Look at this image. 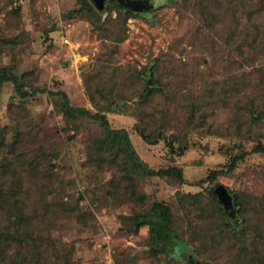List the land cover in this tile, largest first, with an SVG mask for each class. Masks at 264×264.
I'll use <instances>...</instances> for the list:
<instances>
[{"label": "rangeland", "instance_id": "obj_1", "mask_svg": "<svg viewBox=\"0 0 264 264\" xmlns=\"http://www.w3.org/2000/svg\"><path fill=\"white\" fill-rule=\"evenodd\" d=\"M214 1L202 7L196 0H123L135 15L123 20L119 12L107 8L100 20V30L126 29V37L113 50V34L109 38L91 31L82 18L63 19L62 13L78 7L77 0H0L4 50L0 66H14L30 91L29 97L20 99L11 82L0 87V143L19 138L17 149L10 152L0 146V163L9 167L0 180L1 188L16 211L24 210L21 218L33 219L30 228L42 230L41 236L54 248L40 254L26 238L22 245L11 244L8 263L28 264L22 255L31 254L38 257L36 264L65 260L115 264L116 251L134 253L147 244L145 228L128 235L126 231L133 227V212L156 199L172 209L175 230L199 260L257 264V256L264 264V155L252 152L260 137L258 128L252 126V115L260 111L264 118V80H260L264 77V0ZM161 53L163 73L157 74L162 77L163 95L139 111L135 97L145 80L135 73ZM195 65L209 74L208 84L203 77L184 72ZM58 90L67 94L73 107L103 113L112 128L125 129L148 167L180 166L186 184L167 179L139 181L137 189L144 196L140 204L131 203L117 190L107 193L113 172L84 166L86 147L99 137L101 128L89 120H79L71 128L70 112L59 110L60 96L49 94ZM192 97L205 100L203 116L189 108ZM140 112L144 116L138 121ZM262 124L263 131L264 119ZM139 127L166 136L175 134L182 142L188 140L190 149L176 158L162 141L145 143ZM37 150L43 152L34 162L33 170H39V175L26 172L25 163L18 161L19 156L24 159ZM232 154H241L243 160L229 169ZM42 170L49 171L51 183L45 190L40 187ZM212 170L220 173L210 181L207 176ZM16 178L19 187L13 186ZM218 184L239 194L245 209L239 218L235 208L234 213H226L239 224L237 231L211 226L199 240L197 225L192 224L198 222L194 200L180 196L205 195ZM63 203L68 208L76 204V213L86 216H76ZM254 204L259 205L257 211ZM2 222L0 217V228ZM240 231L245 233L243 238ZM157 259L153 264H183L181 257L160 255Z\"/></svg>", "mask_w": 264, "mask_h": 264}, {"label": "trees", "instance_id": "obj_2", "mask_svg": "<svg viewBox=\"0 0 264 264\" xmlns=\"http://www.w3.org/2000/svg\"><path fill=\"white\" fill-rule=\"evenodd\" d=\"M207 1L211 0H196V5L205 7L204 2ZM77 3V8L70 9L66 13H62L63 15L61 14L63 19L82 18L89 22V27L90 29H92L91 31H97V33L100 32V35H105L109 38L113 34V46L112 48H110L113 50L116 49L117 43L121 42L126 37V29L125 27H120L115 31V33H113L111 30H100L99 28H103L102 21H100L103 12H106L107 8L115 9L117 12H119V17L123 16V20H126L128 17L137 13L135 10L130 9L119 0H106L103 4L104 9L96 7V5H94L91 0H77ZM241 3L244 7V3ZM153 9H155V7ZM15 12L16 14H18V11ZM26 32L27 31L23 32L24 35L26 34ZM9 41L10 40H5V42ZM6 45L7 44H4V49ZM3 52L4 50L0 45V54H2ZM163 53L160 54L161 56L159 55L157 58L149 61L146 64L147 66H143L142 70H138L135 73L136 77H138L139 80H145L142 89L135 97L136 107H138L139 111H143L144 107L150 106L151 102L154 101L157 96L163 95L164 90L162 89V77H159V75L157 74L158 71H162L163 73ZM201 61L203 63V59ZM203 65L206 64L203 63ZM184 72L190 73L192 77L201 76L204 78L205 83L208 84V78L206 77H208L209 74L198 65H195V67L193 68L185 69ZM260 80H264V77ZM6 82L12 83L14 90L13 92L16 97L20 99H26L30 96V91L27 90V86L25 85L22 76L17 75L14 66H0V87H2V85ZM262 87L263 82L261 81L260 88ZM49 94L53 96H60L59 110L62 112H70L69 119L70 124H72L71 128L74 127L79 120H89L95 122L101 128L99 137L90 140L89 144L86 147L87 161L84 166L89 165L90 167H95L96 170L102 172L104 170L113 172L114 175L106 184V187L107 185L110 186L107 188H105L104 186L107 193L109 192V189L112 192L117 190L120 193L122 192L126 199L131 203L133 202L134 204H140L142 203L144 196L137 189V183L139 181H147L151 179H167L176 180L179 184H186L183 169L178 165H174V163H170L166 166H161L158 169L148 167L146 163L142 161L138 156L125 129L112 128L109 124L108 119L103 113H93L85 108L73 107L69 102L67 94L62 90L50 92ZM209 99L213 100V98L211 97ZM189 100L191 102L189 108L194 110L195 112H201L202 114H200V116H203L205 110L207 109V107L205 106V100H199L194 97L189 98ZM109 104L107 105L108 109L112 107V104ZM201 107L205 109L200 110ZM114 109L116 110V108ZM255 113L257 115H252V126L258 128L257 134L260 136L259 138L262 139H257V141L255 142L256 144L252 148V152L259 155H264V130L262 131V120L264 118L260 111ZM135 114L138 116V113L135 112ZM143 116L144 115L141 114L140 119L137 118V120L141 121ZM192 116L193 118H195V114H193ZM137 132L140 134L142 140L147 144H157L162 141L168 152L176 158L184 157L187 151L190 149L189 144L191 143L188 140H184V142H182V140H179V138L175 136V134L166 136L163 132L153 133L146 130L145 127H139V130ZM18 143L19 138L15 139L14 142L2 141L0 143V146H3V149H6V151L10 152L13 148L17 149ZM175 143H177L178 145L176 146ZM42 153V150H37L33 152V156L30 155V157L28 156L24 159H22L23 156H19L18 161L21 164L22 162L25 163V168H27L26 172H33L34 166L36 165L34 162L37 161V158L40 157V154ZM232 155L233 156L230 157V164L228 165L229 169H233L239 161L243 160L241 154ZM8 170L9 167L7 165H3L2 163H0V180H3V178H5ZM43 171L44 170H42V172ZM34 172H37L39 175V170ZM219 173L220 172H218V170L210 171L209 175L207 176L208 180H215L218 177ZM35 174L36 173H34V175ZM48 175L49 171H44V177L42 178V182L40 183V187H42L44 190L47 184L49 187L51 186L50 178ZM45 176H47L48 178H46ZM15 180L16 182L13 186L18 184L17 181L19 179L16 178ZM73 184L74 182L73 180H71L69 183L70 187H72ZM218 185L222 186L220 184ZM218 185L215 188L209 187L205 195L199 193L180 196L181 199L190 198L194 200L192 203L195 204V218L198 222L194 223L192 221V224L197 225L196 231L199 236V240L201 238L203 230H205L206 228H210L211 226L219 228L220 230L229 229L237 231L238 229L239 224H234L233 222H231V220L228 218V215L226 214L224 205L218 201L217 196L214 193V190L218 187ZM224 188L228 191L232 199V204L236 210L235 217L239 218V216H241L243 210L245 209V206L243 204L244 200H241L239 194L233 192L225 186ZM3 192L4 191L2 190L0 183V217L3 221V227L0 228V264H11L10 262H7L8 257L6 255L11 250V244L15 243L17 245H22L23 242H25L24 239L26 238L27 240L30 239L28 240L30 241V248H32L35 252L44 255L46 252L43 251V249L52 250L53 245L50 243H46L45 239L41 236L42 230L34 231L33 228H30L31 224L29 223H32L33 219L26 221L25 218H21L24 210L22 211V213L16 211L12 201L3 196L4 194L6 195V193L3 194ZM256 203L262 204L259 200ZM62 205L63 208L68 209L71 213H76V204L72 205L71 203V206L69 204L70 208H68L67 204L63 203ZM258 207V204H254V211H257ZM12 209L16 211V214ZM76 216H86V214L79 211L76 213ZM130 221L133 227L126 231L127 235L135 232L139 228H145L148 235V242L147 244L140 245L134 253H128V251H125L123 249H121V251L119 252L116 251L114 255L115 264H139V262L149 264L150 261L153 264L156 260H158L157 257H159L160 255H164V258L166 259L181 257V261H183V264H209L207 262L199 260L191 247L185 241V239L182 238L179 232L175 230L174 213L165 202L156 199L153 200L149 205L143 206L141 209H139L138 212L134 211L133 215L130 218ZM206 223H208L209 226L206 225ZM240 232L242 233L240 234L242 236L241 238H243L245 233H243V231ZM247 246L248 245L244 247L245 252H247L249 246L256 249L251 243L248 247ZM22 256L24 257V259H26L24 261H26L28 264H36V260L38 259V257H34L35 255L32 256L31 254H28L27 257H25V255ZM40 256L42 257V255ZM255 262L257 264H261L257 256L255 257ZM62 264H75V262L65 260Z\"/></svg>", "mask_w": 264, "mask_h": 264}, {"label": "water", "instance_id": "obj_3", "mask_svg": "<svg viewBox=\"0 0 264 264\" xmlns=\"http://www.w3.org/2000/svg\"><path fill=\"white\" fill-rule=\"evenodd\" d=\"M91 1L94 3V5H96V7L101 8L106 0H91ZM119 1L125 4L123 0H119ZM214 193L216 194L218 201L224 205L227 214L229 210H231L233 213L235 212L234 206L232 204V199L228 191L224 187L222 186L217 187L214 190Z\"/></svg>", "mask_w": 264, "mask_h": 264}, {"label": "built area", "instance_id": "obj_4", "mask_svg": "<svg viewBox=\"0 0 264 264\" xmlns=\"http://www.w3.org/2000/svg\"><path fill=\"white\" fill-rule=\"evenodd\" d=\"M65 42H67V40H64Z\"/></svg>", "mask_w": 264, "mask_h": 264}]
</instances>
